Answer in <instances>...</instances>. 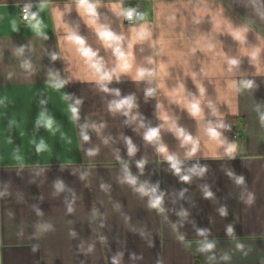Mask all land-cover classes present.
Segmentation results:
<instances>
[{"label":"crops","instance_id":"obj_1","mask_svg":"<svg viewBox=\"0 0 264 264\" xmlns=\"http://www.w3.org/2000/svg\"><path fill=\"white\" fill-rule=\"evenodd\" d=\"M80 2L0 0V264H264V0H88L95 16ZM129 6L144 21L124 24L118 9ZM139 24L149 38L136 39ZM102 28L123 37L130 63L107 84L119 97L102 90L82 46L69 39L78 36L106 69L118 68ZM141 68L154 75L134 79ZM127 96L135 105L128 116L110 108ZM195 99L201 112L193 116ZM41 113L50 128L37 125ZM209 122L225 125L221 136L209 135ZM150 128L158 140L144 139ZM177 129L199 145L191 158ZM225 139L234 158L224 155ZM161 143L189 181L173 173ZM124 163L136 186L125 182ZM194 167L205 171L195 175ZM142 182L159 185L160 208L135 190ZM198 229L215 242L211 252L199 251Z\"/></svg>","mask_w":264,"mask_h":264},{"label":"clouds","instance_id":"obj_2","mask_svg":"<svg viewBox=\"0 0 264 264\" xmlns=\"http://www.w3.org/2000/svg\"><path fill=\"white\" fill-rule=\"evenodd\" d=\"M80 8L86 10L89 14H91L93 16L96 15V5L93 3H89L88 0H81ZM118 11H119L120 15L124 16L129 21H133L134 19L136 21H144V19H145V14L138 12L135 8H127V9H122V10L118 9ZM24 12L26 14L29 12L28 6H26L24 8ZM32 19L35 20V16H33ZM98 31H99L101 39H103L105 41V43L108 47L115 46L114 52L120 61L118 68H115L112 70L106 69L104 64H103L102 59L97 58V53L92 51L89 48L83 47L84 41L81 38H79L78 36L71 35L69 37V39L74 40L77 44L82 46L81 47L82 55L84 57L88 58V60L91 62V67L95 71V73L97 74L98 81L101 83L102 90L105 92H109V91L114 92V94L117 97H119L120 96L119 90L109 89L107 87V84L112 82L114 76H117V81H119L118 72H128L130 69L129 59L125 56L124 52L121 50V47L119 46L120 41L123 39V37L115 35L114 33H112L107 28L98 29ZM149 37H150V32L147 30V25L146 24H139L138 35L136 36V39L143 40V39H147ZM19 51L23 52V48H20ZM52 59L54 60V59H56V57L53 56ZM230 63L232 65H235L237 63V61L235 59H232L230 61ZM23 66L24 67L29 66L27 61H25ZM152 75H154V73L152 71H148L146 69L141 68V69H137L136 75L133 78L139 80V79H145L147 76H152ZM65 83H67V81H61L56 85V87H63V85ZM247 86H250V85H247ZM203 91H204L203 89H200L201 94L203 93ZM154 93H155V89L150 88L146 91V96H153ZM66 98H68V97H66ZM43 103L44 102L41 101V104H43ZM80 103H81V101L79 99H77V100H75L74 104L69 105L70 111L72 113V118L74 120L79 119V115H78L79 109H78L77 105H79ZM200 103H201V101L199 99H195V100H193V102L190 103L189 111L191 112V114L193 116L200 114V112H201ZM134 106L135 105H134L132 96H127L124 98L114 100L110 104V108L112 110L121 111V112H123V114L125 116L129 115L130 110ZM209 106H211V105H209ZM211 115H213V116L217 115L216 109L212 110ZM261 119L264 120V114H262ZM41 124L50 128L52 126V120L49 118H46L44 116V114L41 113V116H40L39 120L37 121V125L39 126ZM83 127L86 128V127H88V125H84ZM224 127H225V125L223 123L212 124V122H209L208 133L213 138L219 137L222 135V133L219 132L218 129H222ZM158 132H159L158 128H150L145 133L144 139L149 141V142H153L154 140H158L159 139ZM81 136H82L84 141H88L90 139V137L87 134H84L83 131H81ZM176 136H177V139L180 140L181 147L191 145V147L188 148V150L185 153V156L187 158H191L192 156H194L198 152L199 145L195 140H193V138L190 134H186L183 129H177ZM220 143L224 146V155L228 156L229 158H234L233 153L235 151V145L232 143H229L226 139L220 141ZM43 147H44V143H43V141H41V143L37 146V151H39ZM157 150L159 153L165 154V158L170 163V167L173 170V173L176 176H178L180 180L187 182L191 179V177L189 175H181L182 161L176 155L169 154L168 148L165 144H163V143L159 144ZM136 151H137L136 147L132 143L131 139L128 138L127 139L128 155L134 156ZM89 154L91 155L92 153L90 152ZM118 159H120V158L118 157ZM136 166L139 169H142L144 165H143L142 161H137ZM123 168H124V172H125V177H124L125 182H127L128 184H130L132 186H136L138 183V177L131 173L127 163L123 164ZM190 171L195 175H202L203 172L205 171V169L202 167L199 169L194 167ZM235 182L238 185L244 184V182H245L244 176H242V175L237 176ZM55 187L59 191L64 190V184L62 181H57L55 183ZM158 188H159L158 184L152 186V185H149L147 182H142L139 184L138 187L135 188V190L137 192H139L141 195L148 196L150 198V206L151 207L160 208V206L162 204V193L158 192ZM212 195H213V193L210 191L205 193L206 198L211 197ZM69 211H71V209H69ZM221 215H224V216L227 215L226 208L221 209ZM197 231H198V234L200 236L205 237V240L200 245L199 251L211 252L215 247V242L207 240L206 234H207L208 230L207 229H198ZM226 231L228 233H232L234 231V229L231 225H229L228 228L226 229ZM213 258L214 257H212V256L208 257L209 260H212ZM223 259L227 260L228 257L225 256V257H223Z\"/></svg>","mask_w":264,"mask_h":264},{"label":"built area","instance_id":"obj_3","mask_svg":"<svg viewBox=\"0 0 264 264\" xmlns=\"http://www.w3.org/2000/svg\"><path fill=\"white\" fill-rule=\"evenodd\" d=\"M26 6L29 7V5H23V6H21V18H22V20L28 22V21H30V17H31V10H30V7H29V12L26 14V13L24 12V8H25ZM127 8H135L138 12H141V13L144 14V11H143L140 7L129 6V7H127ZM127 8H126V9H127ZM123 22H124V24H126V25H133V24L138 23L139 21H136L135 19H134L133 21H129V20H127V19L123 16Z\"/></svg>","mask_w":264,"mask_h":264}]
</instances>
